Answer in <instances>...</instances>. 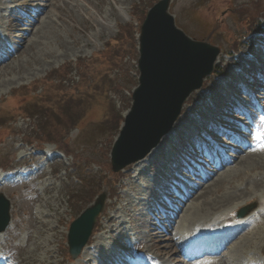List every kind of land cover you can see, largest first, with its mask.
I'll list each match as a JSON object with an SVG mask.
<instances>
[{"label":"rangeland","instance_id":"1","mask_svg":"<svg viewBox=\"0 0 264 264\" xmlns=\"http://www.w3.org/2000/svg\"><path fill=\"white\" fill-rule=\"evenodd\" d=\"M13 1L9 5V0H0V35L9 36L15 50L6 62L0 61V168L36 165L35 169L42 172L39 180L28 178L14 183V178L0 186V194L11 202L10 226L0 233V262L98 264L89 262L92 253L107 258L128 246L156 255L160 261L155 264L181 263L182 255L168 253L169 247L175 249L170 237L165 240L151 236L152 224H162L163 230L172 224L158 210L165 205L158 198L165 195L169 187L166 183L174 176L181 181V189H188L185 196L206 181L199 191L204 195L193 201L184 214L187 219L174 227L176 236L190 235L185 240H197L208 234L207 224L220 230L224 223L232 226L238 223V210L255 204L253 224L234 226L235 232L225 235L220 254L204 259L211 260L210 264H264V148H252L264 139V90H256L260 93L256 99L258 109L240 92L233 100L225 98L232 104L223 99L232 89L238 91L229 79L250 85L258 78L252 73L264 49V0H171L169 11L177 26L190 38L217 47L220 54L213 74L185 102L175 124L180 127L173 129L172 134L176 132L172 138L145 164L149 170L139 173L138 165H143L139 161L117 174L111 170L110 153L122 123L119 114L112 116V112L125 116L132 105L131 95L139 85L140 29L148 10L160 0ZM30 6L42 7L36 10L42 11L41 23L34 31L24 27L25 32H16L17 19L27 25V21L35 20V15H23L32 11ZM11 9L16 16L8 17ZM249 66L253 68L249 70ZM260 82L258 85L264 87V77ZM215 101L239 109L236 113L229 108L216 111ZM41 108L49 110L46 116ZM242 111L251 119L247 120ZM198 117L202 118L201 124L196 121ZM45 118L49 127L43 126ZM205 121L208 124H203ZM191 124L197 128L209 125V133L217 136H210L216 149L229 157H241V161L213 177L209 173L213 158L197 159L194 153L201 139L193 144L187 137L190 133L182 139L176 135ZM200 137L207 149L205 133ZM24 141L44 149L36 152L35 145ZM244 150L254 152L247 155ZM181 165L192 166L198 171L197 177L191 173L194 170L182 169ZM201 172L211 176L201 179ZM168 190L163 199L173 194L179 198V193ZM103 192L108 193L106 209L89 242L94 250L89 247V256L72 260L67 245L71 222ZM169 210L177 213L173 208ZM158 216L166 222H158ZM167 222L168 228L163 226ZM188 229L195 233H188ZM177 238L186 249L187 243Z\"/></svg>","mask_w":264,"mask_h":264},{"label":"water","instance_id":"2","mask_svg":"<svg viewBox=\"0 0 264 264\" xmlns=\"http://www.w3.org/2000/svg\"><path fill=\"white\" fill-rule=\"evenodd\" d=\"M170 0H162L148 13L140 39V85L125 125L112 149V169L118 172L144 159L173 127L190 94L201 88L213 72L219 50L187 37L168 13ZM106 194L71 225L70 254L76 258L88 242L105 208ZM248 210L239 213L242 217ZM10 202L0 196V232L10 222Z\"/></svg>","mask_w":264,"mask_h":264},{"label":"bare ground","instance_id":"3","mask_svg":"<svg viewBox=\"0 0 264 264\" xmlns=\"http://www.w3.org/2000/svg\"><path fill=\"white\" fill-rule=\"evenodd\" d=\"M44 0H31V2H43ZM12 3H14V1L13 0H9V5H11ZM10 7V6H9ZM10 8H12V7H10ZM9 9V8H8ZM41 9H42V7H41ZM40 9V10H41ZM2 10V9H1ZM13 15H15V12L14 11H10V17H12ZM16 16V15H15ZM15 19H16V17H15ZM14 21V20H13ZM41 21H42V11H39V16H37V19H35V20H31V22L30 21H27L28 23H29V25H27L26 23H24V21L23 20H20V19H17L16 20V22L18 23V25H16L15 27H14V29L16 30V32H20V31H24L25 32V28L24 27H27V28H29L30 29V32L31 31H34V29H35V27L37 26V24H39V22L41 23ZM24 28V29H21V28ZM27 38H28V33H26V37H25V39H24V42L25 41H27ZM1 43V42H0ZM5 49L7 50V48L5 47ZM2 53V52H1ZM262 54V53H261ZM2 55H3V53H2ZM3 60H5V61H3ZM2 60V63H4V62H6L7 61V58H4ZM1 63V64H2ZM229 83L234 87V89L236 90V89H238L239 88V86H238V84L234 81V80H232V81H229ZM223 88V87H222ZM228 91V90H227ZM218 92V91H217ZM221 93H223V91H220ZM237 93V91H234V92H231V94H229V95H224V97H223V99L225 100V98L228 96V97H232L233 95H235ZM218 94V93H217ZM219 95V94H218ZM260 95V94H259ZM247 96V95H246ZM248 100V99H247ZM223 101V100H222ZM222 101H220V102H218V101H215V109L216 110H221V109H224V108H227V107H220L219 105H220V103L222 102ZM229 102V104L231 103L230 101H228ZM229 104H227V106L229 105ZM230 110V112H235L236 113V111H238V108H236L234 105L232 106V107H228ZM226 114V113H225ZM227 115V114H226ZM230 115H232V114H230ZM230 115H228V117L230 116ZM217 116H218V114H217ZM219 117V116H218ZM222 118V117H221ZM223 119V124H226V122L227 121H225L226 119H224V117L222 118ZM228 119V118H227ZM197 122L199 121V120H196ZM230 123V122H229ZM246 123V122H245ZM220 124V123H219ZM234 124V123H233ZM180 125L181 124H177L176 126H175V130L178 128V126L180 127ZM230 125V124H229ZM232 125V124H231ZM219 126V125H218ZM233 126V125H232ZM236 126V125H235ZM190 127V126H189ZM233 128V127H232ZM236 128V127H235ZM237 129V128H236ZM217 132H218V130H217ZM218 134V133H217ZM172 132H170L168 135H166L164 138H163V140H162V142H161V144H160V146L158 147V148H156L155 150H153L151 153H150V155H149V157H147V159H145L144 161H141V164H143V165H141V166H139L138 165V171H139V173H140V171L142 172V170H144V171H146V170H149V168H148V166L147 167H145V164L147 163V162H149L150 161V159L153 157V156H156L157 154H158V152H159V150L165 145V143H166V141L168 140V139H171L172 137ZM214 136V135H213ZM217 137V136H216ZM229 137V136H228ZM231 137V136H230ZM163 149V148H162ZM224 149V148H223ZM245 151V150H244ZM239 153V152H238ZM245 154V153H244ZM240 155H241V153H240ZM239 155V156H240ZM196 156V155H195ZM165 157V156H164ZM168 158V157H167ZM241 157H233L232 159H230V160H228V159H223V160H221L220 161V163L219 164H215L214 163V165H213V167H214V169H216V170H214V173H213V177H216V176H219V173H221L222 171H224V168H227L228 166H232V165H234V164H236V163H238V162H240L241 160H239ZM140 164V163H139ZM147 165V164H146ZM192 165V164H191ZM185 169V168H184ZM229 169V168H228ZM184 171V170H183ZM226 171H228V170H226ZM184 173V172H183ZM191 173H193V174H195L196 173V171H192ZM211 173V172H210ZM185 176V175H184ZM189 177V176H188ZM194 177V176H193ZM211 179V178H210ZM201 185V186H200ZM199 186V188L197 189V190H195V191H193V192H191V193H189L187 196H185V194L183 195L182 193H179L178 194V196H179V198H177V197H175L174 196V194L173 195H168V197H169V199L168 200H171L170 201V203H171V207L173 208V210H176L177 211V213H175V214H173L174 212H171L170 210H169V212L167 213L168 215H172V217H173V220H171L170 221V223H172L171 224V226L169 227V229H165V230H163L162 229V224L160 225L159 223L158 224H152V229H151V236H155V237H158V238H161V237H164V239H165V237H170L171 238V241H173V243L175 242V249H174V251H173V246H171V247H169L168 248V253H173V255H182L184 258H183V262H181V263H177V264H207L209 261H211V260H208V261H206L204 258L205 257H207V256H215V255H218V254H220L219 252H221L222 251V249H224V247H225V238H226V236L224 235V236H222L221 237V239H219V241H221V242H223L224 244H221V245H219L218 246V249L219 250H207V251H204L202 254H200V255H198V254H196L195 255V257H193L192 258V256H190L187 252H186V250H189L190 249V246H188V244H187V247H186V249H185V247L183 246V244H180L179 242H178V236H176L177 234L174 232V227L175 226H177L180 222L182 223L185 219H187V217L184 215L188 210H189V208L193 205V201L195 200V199H197L198 197H200L201 195H204V194H201V193H199V191L200 190H202V189H204L205 188V185H206V181H202V184H200ZM196 189V188H195ZM193 190V189H192ZM173 191V190H172ZM176 195V194H175ZM209 198V197H208ZM205 209V208H204ZM190 212V211H189ZM188 213V212H187ZM192 214V213H191ZM159 215V214H158ZM184 216H185V218H184ZM217 216V215H216ZM199 217V216H198ZM184 218V219H183ZM158 222L159 221H162V222H166V220H164V219H161V216H158ZM182 220V221H181ZM236 223V222H235ZM243 224H245V223H243ZM194 225V224H193ZM199 225V224H198ZM195 228V227H194ZM191 229H193V228H191ZM236 229H237V227H236ZM205 230H206V232L208 233L209 232V229L207 228V225L205 226ZM197 233H199V232H197ZM203 233V232H202ZM180 234V233H179ZM184 234V233H183ZM204 234V233H203ZM186 235V234H185ZM189 235V234H188ZM183 236V235H182ZM190 236V235H189ZM189 236H187V237H189ZM199 236H200V234H199ZM187 237H185V238H187ZM238 237V236H237ZM154 238V237H153ZM169 238V239H170ZM190 238V237H189ZM200 238V237H199ZM165 240H168V239H165ZM153 241V240H152ZM229 241H230V239H229ZM2 243V242H1ZM189 243V242H188ZM233 244V243H232ZM154 245V244H153ZM184 245H186V244H184ZM199 245V244H198ZM209 246H211L212 248L214 247V245H210L209 244ZM229 246H231V245H229ZM155 247V246H154ZM91 248V247H90ZM227 248V247H226ZM231 248V247H230ZM90 250V249H89ZM226 250V249H225ZM163 251V250H162ZM89 251H88V248L87 249H85V251H84V253H83V255L84 256H89L87 253H88ZM94 252V251H93ZM151 253V252H150ZM92 257V256H91ZM171 257V256H170ZM205 260V262H203L202 260L203 259ZM209 259H210V257H208ZM91 258H89V260H90ZM199 259H202L201 261H198ZM158 259H157V257H156V255L154 256V255H151L150 257H149V260H148V264H152V261H157ZM194 262V263H193ZM209 263H211V262H209ZM114 264V263H113ZM129 264H133V263H129Z\"/></svg>","mask_w":264,"mask_h":264},{"label":"trees","instance_id":"4","mask_svg":"<svg viewBox=\"0 0 264 264\" xmlns=\"http://www.w3.org/2000/svg\"><path fill=\"white\" fill-rule=\"evenodd\" d=\"M35 107H36V106H35ZM41 109H42V111H43L41 114H42L43 116H46V114L48 113L49 110L46 109V108H41ZM76 122H77V121H76ZM76 122L72 123V126L75 125ZM43 126H44V127H46V126L49 127L48 118H45V120H44V122H43Z\"/></svg>","mask_w":264,"mask_h":264}]
</instances>
